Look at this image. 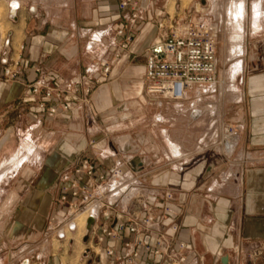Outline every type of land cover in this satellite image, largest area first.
Returning <instances> with one entry per match:
<instances>
[{
    "label": "crops",
    "instance_id": "0c3cea01",
    "mask_svg": "<svg viewBox=\"0 0 264 264\" xmlns=\"http://www.w3.org/2000/svg\"><path fill=\"white\" fill-rule=\"evenodd\" d=\"M2 2L8 30L0 55L19 61L21 71L0 81V264H121L103 249L122 255L133 235L98 243L79 227L66 239L43 238L51 217L65 215L60 187L95 182L75 173L86 158L97 175L118 167L142 175V198L118 206L122 219L159 216L172 195L178 236L189 245L183 264H264V4L255 18L235 22L238 40L224 51L230 66L218 70L216 50L219 82L191 86L177 100L146 91L156 26L133 30L121 53L114 47L123 38L115 28L128 23L119 0ZM98 59L111 64L108 80L67 96L70 114L38 112L41 98L30 89L41 77L37 66L68 82ZM224 124L238 130L227 155L215 147Z\"/></svg>",
    "mask_w": 264,
    "mask_h": 264
},
{
    "label": "built area",
    "instance_id": "2783aa9c",
    "mask_svg": "<svg viewBox=\"0 0 264 264\" xmlns=\"http://www.w3.org/2000/svg\"><path fill=\"white\" fill-rule=\"evenodd\" d=\"M16 8L17 5L11 3L10 13L13 14ZM118 8L128 20V23L115 28L116 35L123 37L113 41L118 53L124 51L134 39L133 30H143L152 24L159 31L158 38L148 49L145 66L148 79L146 91L149 94L157 98L179 100L185 97L191 86L208 89L219 82L216 25L200 20H186L182 24L175 23L173 18L167 21L162 9L154 8L153 0H119ZM3 62L7 63V60ZM16 65H19V61H15L13 67H6L5 74L12 77L19 74ZM34 71L41 76L30 84L32 94L41 98L38 112L68 115L71 112L67 96L80 90L89 93L95 85L106 82L111 73V64L106 59H98L80 77L68 82L62 81L59 73L53 69L42 71L37 66ZM236 132L238 130L234 125L224 124L215 147L227 155L235 145ZM96 170V163L89 158L76 166L75 173L78 176H87L95 179V182L88 185L73 179L60 187V202L65 205L66 212L63 216L51 217L43 238L46 241L68 238L80 227V216L85 215L83 227L89 234L96 236L98 243L107 238L119 239L133 235L125 240L126 250L122 255H116L112 247L103 249L106 256H114L121 264H143L141 256L157 264H183L188 259L189 245L178 236L180 227L174 221L172 195H166L159 216L150 211L141 218L137 215L131 219H122L118 206L142 198V175L137 172L129 174L121 167L113 169L109 174L97 175ZM101 217L105 219L102 225L99 224ZM166 222L168 226L165 231L156 230L157 225Z\"/></svg>",
    "mask_w": 264,
    "mask_h": 264
},
{
    "label": "rangeland",
    "instance_id": "374dc122",
    "mask_svg": "<svg viewBox=\"0 0 264 264\" xmlns=\"http://www.w3.org/2000/svg\"><path fill=\"white\" fill-rule=\"evenodd\" d=\"M169 5L166 8H159L156 6L154 0V8L156 10H161L163 12V17L170 20H173L180 24L185 23L186 20L193 21H203L208 24L216 25L218 29L217 37V59H218V70L228 67L232 64V60L224 58V51L231 49L234 41H237L238 38H234L232 33L235 29V22L238 20H250L256 17V8H261V4H264V0H167ZM242 4V5H241ZM243 6V7H242ZM186 9V12H180V9ZM264 11V10H263ZM261 13V9H260ZM5 14L6 9L3 2L0 5V35L5 36L7 32V27L5 24ZM10 15V14H9ZM238 15V17H237ZM241 15V16H240ZM1 45V43H0ZM6 45V44H5ZM3 60H7V63H4ZM14 60L8 57L0 55V81L11 82L19 78L20 71L18 69L19 65H16V68L19 72L15 77H12L10 74L6 75L4 69L8 66L13 67ZM82 221L85 219V215L80 216L79 220ZM81 221V220H80ZM81 221V222H82ZM79 226L81 227L82 225ZM83 227V226H82ZM25 245L22 247V249ZM20 254V253H19ZM18 254V255H19ZM23 264V260L20 261Z\"/></svg>",
    "mask_w": 264,
    "mask_h": 264
},
{
    "label": "bare ground",
    "instance_id": "6f19581e",
    "mask_svg": "<svg viewBox=\"0 0 264 264\" xmlns=\"http://www.w3.org/2000/svg\"><path fill=\"white\" fill-rule=\"evenodd\" d=\"M241 5H242V4H241ZM242 7H243V6H242ZM256 9H257V10H256V14H257V15L260 14V9H259V7H257ZM240 16H241V15H240ZM237 17H238V15H237ZM80 220L82 221V219H80ZM81 221H80L79 223H80V225L83 226V223H84V222H83V221L81 222ZM82 226H81V227H82Z\"/></svg>",
    "mask_w": 264,
    "mask_h": 264
}]
</instances>
